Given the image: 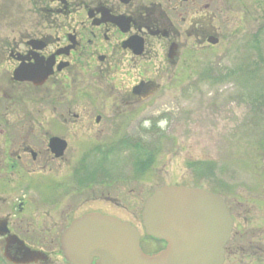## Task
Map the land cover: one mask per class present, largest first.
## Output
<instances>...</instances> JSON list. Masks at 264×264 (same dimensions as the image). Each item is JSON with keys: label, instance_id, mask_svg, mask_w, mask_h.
Instances as JSON below:
<instances>
[{"label": "flooded vegetation", "instance_id": "1", "mask_svg": "<svg viewBox=\"0 0 264 264\" xmlns=\"http://www.w3.org/2000/svg\"><path fill=\"white\" fill-rule=\"evenodd\" d=\"M263 18L264 0H0V264H73V222L120 218V171L105 160L116 167L135 109ZM221 188L234 220L226 264L253 243L228 200L240 195ZM140 234L147 254L164 249Z\"/></svg>", "mask_w": 264, "mask_h": 264}, {"label": "rangeland", "instance_id": "2", "mask_svg": "<svg viewBox=\"0 0 264 264\" xmlns=\"http://www.w3.org/2000/svg\"><path fill=\"white\" fill-rule=\"evenodd\" d=\"M236 17L233 13L234 22ZM250 22L237 32L230 48L219 46L210 60L190 62L192 68L186 66L179 81L170 75L164 99L157 98L151 106L135 109L126 133L131 142L141 140L148 148L152 146L154 163L145 177L136 184H124L131 181L126 179L132 178L129 175L134 169L133 153L128 147L121 146L116 167L110 158L105 160L108 170L119 168L121 173L119 216L138 227L135 219H139L144 201L157 188L196 187L226 196L227 188L221 187L233 186V195L240 196L228 200L239 214L237 231L249 233L253 244L238 251L235 243L236 251L226 264H264V207L257 200L264 197L259 188V183H264V31L259 44L262 51L251 40V34L264 25V18L260 23ZM255 62L262 66L257 64L260 70L254 67L252 75L247 66ZM209 69L207 78L204 75ZM149 120L158 123L159 135L144 132L150 129ZM248 193L254 195H249L253 200L245 199ZM242 201L243 207L239 204Z\"/></svg>", "mask_w": 264, "mask_h": 264}, {"label": "water", "instance_id": "3", "mask_svg": "<svg viewBox=\"0 0 264 264\" xmlns=\"http://www.w3.org/2000/svg\"><path fill=\"white\" fill-rule=\"evenodd\" d=\"M143 226L148 235L166 241L168 247L147 256L140 249L135 228L100 214L76 222L69 235L81 240L80 252L89 260L99 257L98 264H223L232 219L219 196L170 186L156 190L147 200Z\"/></svg>", "mask_w": 264, "mask_h": 264}, {"label": "trees", "instance_id": "4", "mask_svg": "<svg viewBox=\"0 0 264 264\" xmlns=\"http://www.w3.org/2000/svg\"><path fill=\"white\" fill-rule=\"evenodd\" d=\"M256 67L258 66L257 64H254ZM250 69H251V67H250Z\"/></svg>", "mask_w": 264, "mask_h": 264}]
</instances>
